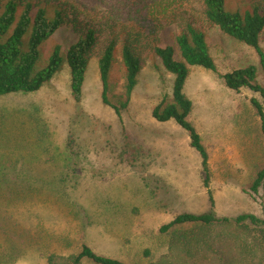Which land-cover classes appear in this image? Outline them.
<instances>
[{
	"label": "rangeland",
	"instance_id": "374dc122",
	"mask_svg": "<svg viewBox=\"0 0 264 264\" xmlns=\"http://www.w3.org/2000/svg\"><path fill=\"white\" fill-rule=\"evenodd\" d=\"M71 4L82 19L98 15L108 30L124 18L143 30L151 19L147 9L138 14L126 0ZM227 5L246 6L242 0H227ZM175 6L185 5L165 8ZM179 31L176 24L165 26L163 43L173 44ZM206 32L219 70L253 64L264 78L254 48L216 28ZM76 37L71 27L59 30L46 43V54L56 44L66 49ZM261 45L264 49V33ZM117 57L110 79L115 95L125 82L121 50ZM173 81L161 60L151 57L119 116L103 101L98 58L93 57L80 102L72 94L67 65L38 92L0 96V264H48L51 253H78L84 243L130 264H188L161 227L180 213H203L212 206L202 159L188 133L152 115L162 97L171 94ZM186 93L194 103L190 119L210 154L217 215L263 218L264 187L258 194L250 191L264 167V131L252 102L262 101L260 95L232 90L217 72L202 67L192 68ZM127 137L146 155L121 159Z\"/></svg>",
	"mask_w": 264,
	"mask_h": 264
},
{
	"label": "trees",
	"instance_id": "16d2710c",
	"mask_svg": "<svg viewBox=\"0 0 264 264\" xmlns=\"http://www.w3.org/2000/svg\"><path fill=\"white\" fill-rule=\"evenodd\" d=\"M130 1L126 0L127 5H133L138 14L143 8L149 11L151 19L147 28L136 29L124 18L121 25L104 29L102 22L96 20L98 15L95 20L82 19L71 0H0V96L38 92L67 65L72 94L80 102L89 62L97 57L103 101L121 116L130 104L142 68L151 57L159 58L174 81L171 94L162 97L152 115L159 122H175L188 133L190 145L202 159L203 183L212 206L203 213L178 214L161 227V232L188 264H264V217L243 213L230 219L218 216L214 210L210 154L190 119L194 103L186 93L193 67L217 72L228 88L249 89L260 95L262 101L253 98L252 102L264 131V78L261 80L258 67L250 64L227 72L219 70L206 32L208 28H216L254 48L264 77L261 45L264 0H242L246 6L236 9L228 8L227 0ZM180 2L185 6L165 8L166 4ZM171 24H176L180 31L173 44L163 43L161 31ZM65 27L76 31V40L66 49L61 44L54 45L47 55L46 43ZM118 50L125 68V82L123 92L115 95L110 79ZM145 155L144 147L127 137L121 159L137 160ZM262 187L264 167L253 177L250 191L258 194ZM85 261L130 264L102 255L87 243L82 244L78 253L48 256V264H84Z\"/></svg>",
	"mask_w": 264,
	"mask_h": 264
}]
</instances>
